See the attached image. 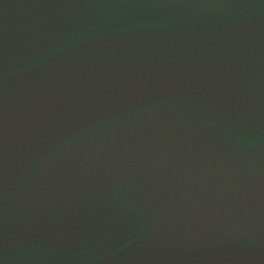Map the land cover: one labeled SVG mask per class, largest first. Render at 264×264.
I'll list each match as a JSON object with an SVG mask.
<instances>
[{
  "label": "water",
  "instance_id": "obj_1",
  "mask_svg": "<svg viewBox=\"0 0 264 264\" xmlns=\"http://www.w3.org/2000/svg\"><path fill=\"white\" fill-rule=\"evenodd\" d=\"M0 264H264V0H0Z\"/></svg>",
  "mask_w": 264,
  "mask_h": 264
}]
</instances>
